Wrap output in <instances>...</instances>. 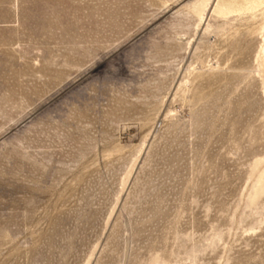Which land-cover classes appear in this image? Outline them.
Returning a JSON list of instances; mask_svg holds the SVG:
<instances>
[{"label":"rangeland","instance_id":"1","mask_svg":"<svg viewBox=\"0 0 264 264\" xmlns=\"http://www.w3.org/2000/svg\"><path fill=\"white\" fill-rule=\"evenodd\" d=\"M0 264H264V0H0Z\"/></svg>","mask_w":264,"mask_h":264}]
</instances>
